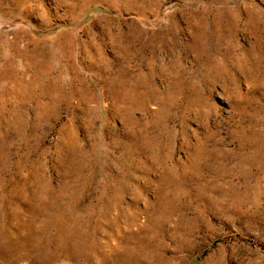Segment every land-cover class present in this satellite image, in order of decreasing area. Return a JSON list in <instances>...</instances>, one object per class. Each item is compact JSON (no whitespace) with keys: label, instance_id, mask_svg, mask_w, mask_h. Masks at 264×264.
Wrapping results in <instances>:
<instances>
[{"label":"rangeland","instance_id":"rangeland-1","mask_svg":"<svg viewBox=\"0 0 264 264\" xmlns=\"http://www.w3.org/2000/svg\"><path fill=\"white\" fill-rule=\"evenodd\" d=\"M0 264H264V0H0Z\"/></svg>","mask_w":264,"mask_h":264}]
</instances>
